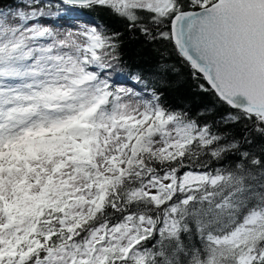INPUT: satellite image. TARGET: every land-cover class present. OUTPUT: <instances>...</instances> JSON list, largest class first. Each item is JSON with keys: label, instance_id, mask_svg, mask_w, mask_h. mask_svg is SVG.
I'll return each mask as SVG.
<instances>
[{"label": "snow or ice", "instance_id": "obj_1", "mask_svg": "<svg viewBox=\"0 0 264 264\" xmlns=\"http://www.w3.org/2000/svg\"><path fill=\"white\" fill-rule=\"evenodd\" d=\"M0 264H264V0H0Z\"/></svg>", "mask_w": 264, "mask_h": 264}, {"label": "trees", "instance_id": "obj_2", "mask_svg": "<svg viewBox=\"0 0 264 264\" xmlns=\"http://www.w3.org/2000/svg\"><path fill=\"white\" fill-rule=\"evenodd\" d=\"M83 16L89 17L94 23L107 25L112 31L124 33L122 53L133 71L138 68H147L154 62L153 53L143 44L142 40L128 33L124 25L114 19L106 10L98 8L87 11ZM169 62L175 65L176 73L170 77L171 82L164 92L166 103L174 107L190 106L193 114L198 109H210L214 112L213 119L229 111L225 106L217 105L212 95L198 91L196 82L191 76V69L182 63L178 57L173 54Z\"/></svg>", "mask_w": 264, "mask_h": 264}, {"label": "rangeland", "instance_id": "obj_3", "mask_svg": "<svg viewBox=\"0 0 264 264\" xmlns=\"http://www.w3.org/2000/svg\"><path fill=\"white\" fill-rule=\"evenodd\" d=\"M82 19L88 23H94L91 19H89V17L82 16Z\"/></svg>", "mask_w": 264, "mask_h": 264}]
</instances>
